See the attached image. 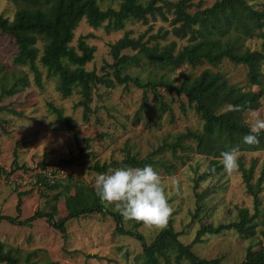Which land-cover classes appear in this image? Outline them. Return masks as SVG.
<instances>
[{"label":"trees","instance_id":"1","mask_svg":"<svg viewBox=\"0 0 264 264\" xmlns=\"http://www.w3.org/2000/svg\"><path fill=\"white\" fill-rule=\"evenodd\" d=\"M18 8L10 19L0 15V30L10 36L17 47L13 62L18 67H26L34 75L38 86L43 85V73L40 65L47 70L49 78H56L58 90L64 97H70L75 91L80 94L77 106L83 109V118L89 122L94 113L92 102L97 86L114 88L117 85H134L144 90L141 111L150 113L147 93L154 94L153 103L160 112L159 117L171 109L170 103L160 92L163 88L170 95L184 96L202 122L201 129L188 128L178 134L169 145L176 155L178 149L193 150L209 159L208 170L195 179L200 181L219 173L224 169L221 153L239 145L240 153L264 151V131L259 135V144L248 145L243 137L250 133V124L246 114L258 110L262 106L264 87V49L252 50L247 45L249 39L258 38L264 41V7H256L251 0H216L212 6L197 7L191 0H10ZM106 4V5H104ZM117 4L116 6H114ZM105 7H104V6ZM149 18L169 22L170 28L161 27L156 34L145 39L146 35L132 37L129 31L116 42L111 43V54L114 58L108 64L113 70L100 74L96 69L88 70L86 65L93 61L97 47L88 39L93 33L81 35L77 46L72 45L75 31L82 22L94 29L104 28L107 33L124 30L129 21L149 22ZM175 39L169 41V36ZM186 41V43H180ZM41 44V46H40ZM134 54L123 53L125 50ZM229 60L248 68V85L243 86L231 80L227 72L221 68L223 62ZM208 64L210 67L199 73L195 69ZM188 65L192 68L187 75L170 79L166 75ZM138 67L154 75L147 81L128 73L129 68ZM105 69V68H104ZM3 69L0 68V72ZM30 85L28 73L15 79L11 87L4 86L2 95L12 96ZM254 86H256L254 88ZM240 105L241 111H231L230 106ZM48 107L56 115L59 124L73 136L80 139V130L73 119L64 114L61 107L49 103ZM16 113V110H14ZM20 115V114H19ZM192 140V144H185ZM86 146L77 157L62 160V165H81L98 173H107L113 168L143 167L151 165L154 169H162L172 173L177 164L166 162L155 155L140 157L130 148L125 149L122 160L111 163L95 162L90 164L86 159L93 152H85L92 147V138L84 139ZM162 149V148H161ZM257 160L245 166L239 157V170L242 172L246 191L254 199V212L249 208H239L237 218L219 225L201 223L194 240L186 244L181 239V232L175 229L170 218L167 227L148 241L139 230L127 229L124 218L119 212L110 209L96 195L95 187L70 178L68 181L57 178L55 173H39L36 183L47 190L56 192L51 198L58 199L61 191L71 183L76 192L72 196V205L68 214L56 219L58 207L53 204L49 210L37 209L31 216L22 218V198L17 203L18 214L0 215V222L7 221L16 226L32 227L38 219H46L58 230L67 242L68 222L82 215L101 213L112 215L116 223V233L129 235L140 241L142 251L135 257L134 264H225L221 258H201L193 250L194 244L203 240L205 235L221 234L226 230H235L244 239H253L258 235V228L264 227V206L261 193L264 189V164L260 174L255 176ZM11 170L0 166V179L10 178L15 169L25 165L14 163ZM61 165V166H62ZM42 169L48 164L42 162ZM54 175V176H53ZM197 210L203 209L204 193H196ZM198 212V213H199ZM194 214L193 217L198 216ZM139 224H136L137 227ZM264 235V230H263ZM247 247L245 258L237 264H264V244ZM31 252L24 260L18 249L8 247L0 239V264H38L32 260ZM88 257L101 259L97 254ZM45 264H62L49 261Z\"/></svg>","mask_w":264,"mask_h":264},{"label":"rangeland","instance_id":"2","mask_svg":"<svg viewBox=\"0 0 264 264\" xmlns=\"http://www.w3.org/2000/svg\"><path fill=\"white\" fill-rule=\"evenodd\" d=\"M191 1L195 4L191 10L193 11L197 7L212 6L216 0ZM251 2L258 8L264 7V0ZM17 8L13 1L0 0V15L12 19ZM161 27L170 28L169 22L161 18L157 20L149 18L148 23L129 21L124 30L107 33L104 28H92L84 19L75 31L72 45L77 46L81 35L93 33L94 37L89 38L88 42L95 45L97 51L93 61L88 63L86 68L96 69L100 74L107 71L112 73L113 70L108 65L114 62L111 43L120 39L126 31H129L132 37L145 34L147 39L156 34ZM173 39L175 37L170 35L169 41ZM247 45L252 50L264 49L263 39H249ZM16 51L14 40L0 30V68L3 69L0 72V96L2 88L11 87L14 80L23 73H28L30 79V85L23 90L12 96L0 98V166L11 170L17 162L27 168L15 169L10 178L0 179V215H17V203L22 194V218L31 216L37 209L49 210L53 204L58 207L56 219L65 217L73 204L75 184L71 183L63 189L58 199L54 201L51 197L58 191L48 189L42 191L43 187L36 183L37 176L39 173L49 175L55 173L57 178L65 182L72 178L94 186L96 176L102 173L81 165L60 164L64 159L79 156L81 150L85 149L86 138H92L91 149L85 150L93 152V155L86 157L90 164L97 161L100 164L120 161L125 156L126 148H130L142 158L158 151L155 155L157 158L177 164L172 173L158 168L155 170L162 176L167 186L169 203L175 209L171 218L175 229L181 232L180 239L186 244L194 240L201 223L219 225L233 221L237 218L239 208L243 207L254 212L253 196L247 193L239 169L232 175L226 174L223 169L196 184L195 179L208 170L209 159L188 149H178L175 155L169 148L178 134L188 128L202 127L201 120L184 96L170 95L161 88L160 92L170 103L171 109L159 117L160 112L153 103L152 92L147 93L150 113H144L141 111L144 94L142 88L132 84L117 85L114 88L99 85L95 89L92 102L95 110L87 122L83 118L82 107L77 106L80 99L78 91L70 97H64L58 90L57 79L49 78L46 68L41 65L43 85L38 86L28 68L14 64ZM123 53L134 54L135 51L128 49ZM207 67L210 66L201 65L195 72L199 73ZM221 68L232 81L243 86L248 85L246 66L225 60ZM191 70L190 66L184 65L166 76L175 79L180 75H187ZM128 73L145 81L156 76L138 67L129 68ZM262 81L261 85L264 87V78ZM49 103L63 108L64 114L75 121L77 129L80 130L79 141L58 123L56 115L48 107ZM253 112L264 118V98L260 109L246 114L249 124L255 118L251 114ZM184 143L188 145L193 141L185 140ZM240 157L247 167L252 160H257L255 176L260 174L264 164V151H246L240 153ZM42 162L48 164L46 169L41 168ZM173 180L179 183V195L172 188ZM197 192L205 194L202 201L203 209L200 212L197 210ZM261 196L264 206V189ZM107 206L114 210L115 205ZM197 213L198 216L194 218L193 215ZM136 224L139 225L135 227ZM124 225L127 229L139 230L148 241H152L161 231L148 228L141 222L125 219ZM258 230V235L253 239H244L235 230H226L216 235L207 234L202 241L194 244L193 250L201 258H221L225 264H237L245 258L247 247L251 245L260 247L259 244H264L262 233L264 227L260 226ZM68 234V240L65 242L62 234L46 219H38L32 227L16 226L7 221L0 222V239L5 241L8 247L18 249L23 260L31 252H36L31 258L38 264L49 261L62 264H134L135 257L142 251L141 243L136 238L116 233V223L110 214L92 213L72 219L68 222ZM87 254H97L101 259L88 257Z\"/></svg>","mask_w":264,"mask_h":264},{"label":"clouds","instance_id":"3","mask_svg":"<svg viewBox=\"0 0 264 264\" xmlns=\"http://www.w3.org/2000/svg\"><path fill=\"white\" fill-rule=\"evenodd\" d=\"M231 111H241L240 105L230 106ZM255 118L250 124V133L243 137L248 145L259 144V135L264 131V118L258 113H251ZM55 120V119H54ZM49 120V121H54ZM224 171L232 175L239 169V145L221 153ZM96 195L102 203L115 205L126 221H137L146 227L164 230L174 213V206L169 203L167 186L162 176L151 166L121 167L99 174L95 178ZM176 194H180L179 183L172 182Z\"/></svg>","mask_w":264,"mask_h":264}]
</instances>
